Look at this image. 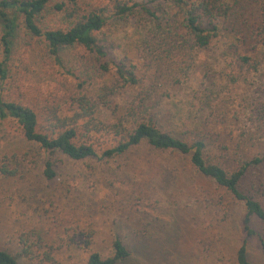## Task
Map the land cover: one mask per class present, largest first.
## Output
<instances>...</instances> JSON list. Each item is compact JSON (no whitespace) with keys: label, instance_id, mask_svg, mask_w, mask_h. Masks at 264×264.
<instances>
[{"label":"rangeland","instance_id":"374dc122","mask_svg":"<svg viewBox=\"0 0 264 264\" xmlns=\"http://www.w3.org/2000/svg\"><path fill=\"white\" fill-rule=\"evenodd\" d=\"M242 1L248 13L255 11L256 0ZM60 23L61 16L47 19L48 25ZM141 31L130 22L115 19L103 30L116 44L114 56L123 54V48L130 56L138 55L130 49L137 48L144 34ZM87 52L82 47L66 49L58 62L47 54L42 41L28 47L21 44L10 60L8 78L0 82L2 92L35 108L43 123L53 108L70 113L65 90L83 69ZM193 52L196 60L191 72L181 91L161 105L165 116L160 110V118L171 131L190 141L198 135L194 126L200 123L208 141L218 134V144L210 153L216 161L234 168L237 143L247 128L244 103L259 79L251 72L249 81L225 80L218 52ZM184 53L180 49L172 58H164L161 71L167 80L178 64L191 65ZM215 110L230 112L224 120ZM235 112H239L238 121L232 118ZM48 159L56 170L54 178L44 175ZM3 163L18 172L6 176L0 170V248L14 254L19 264H40L38 259L20 254L19 235L31 229L56 248L62 245L54 250L56 262L42 264H86L92 250L111 254L116 233L133 253L121 264H238L237 249L245 237L244 204L196 172L189 156L143 143L112 158L74 160L26 139L17 121L8 118L0 119V169ZM224 204L231 209L226 217ZM252 225L264 235V221L254 219ZM78 227L94 229L91 248L67 246L69 234ZM248 247L251 260L264 264L257 236L249 238Z\"/></svg>","mask_w":264,"mask_h":264},{"label":"trees","instance_id":"16d2710c","mask_svg":"<svg viewBox=\"0 0 264 264\" xmlns=\"http://www.w3.org/2000/svg\"><path fill=\"white\" fill-rule=\"evenodd\" d=\"M256 2L255 11L248 13L242 0H109L107 3L0 0L3 52L0 82L8 78L10 60L21 44L28 47L37 40L42 41L47 54L58 62L66 49L82 47L88 51L83 69L65 90L70 113L53 108L43 123L35 108L4 96L1 86L0 119L16 120L26 139L74 160L112 158L143 143L159 151L189 156L196 172L243 202L245 237L236 258L238 264H255L249 254V238L257 236L264 251V235L252 225L254 219L264 221V0ZM50 16H61L63 23L48 25ZM110 19L125 20L142 29L144 34L137 48L130 49L138 55L130 56L124 48L120 56L113 55L116 44L103 32ZM180 49H185L184 55H188L191 65L178 64L167 80L161 64L164 58H172ZM207 50L218 52L225 66L222 76L225 80L249 81L247 74L251 72L259 79L252 83V94L249 93L244 103L247 128L237 143L234 168L216 161L210 153L218 144V134L216 139L208 141L206 129L200 123L194 126L198 135L190 141L171 131L160 118L161 105L181 91L191 72L196 60L193 51ZM215 112L225 120L230 110ZM162 114L165 116L163 111ZM165 118L172 123L171 116L167 114ZM232 118L238 121L239 112ZM101 144L105 146H98ZM0 170L6 176L18 172L4 163ZM44 175L56 176L50 159L45 162ZM224 205L226 217L231 209ZM94 234V229L78 227L69 234L66 244L89 249ZM19 244L20 254L38 259L40 264L56 262L54 250L62 246L56 248L45 242L33 229L19 235ZM132 255V250L116 233L112 253L104 255L92 250L86 264H121ZM0 264H19V261L14 254L0 248Z\"/></svg>","mask_w":264,"mask_h":264}]
</instances>
